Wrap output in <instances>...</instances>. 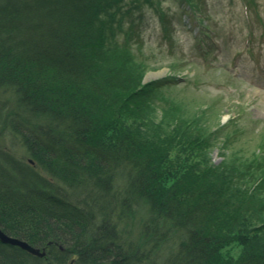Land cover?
I'll return each mask as SVG.
<instances>
[{"label":"trees","instance_id":"obj_1","mask_svg":"<svg viewBox=\"0 0 264 264\" xmlns=\"http://www.w3.org/2000/svg\"><path fill=\"white\" fill-rule=\"evenodd\" d=\"M127 2L150 0H0V129L79 190L74 202L0 151V227L56 242L43 258L0 240V264H264V159L216 164V134L168 101L156 121L149 104L163 84L107 58ZM131 35L122 48L133 58ZM128 213H140L145 241H127ZM233 242L243 252L225 258Z\"/></svg>","mask_w":264,"mask_h":264},{"label":"rangeland","instance_id":"obj_2","mask_svg":"<svg viewBox=\"0 0 264 264\" xmlns=\"http://www.w3.org/2000/svg\"><path fill=\"white\" fill-rule=\"evenodd\" d=\"M194 2L198 8L190 12L183 0H150L137 8L127 2L122 10L131 8L133 13L124 16L125 30L116 37L119 46L108 49L107 58L112 64L124 63L123 69L136 70L143 84H163L158 98L149 104L157 122L163 117L166 101L187 108L190 114H200L209 132L216 134L210 149V158L216 164L264 159V0ZM127 32L132 34L133 58L122 48ZM6 97L0 91L3 105L9 103ZM16 135L11 127L1 128L0 151L23 166L30 165L39 182L77 201L79 190L66 187L42 169ZM116 187L120 191L119 184ZM138 216L140 213H128L121 219V225L128 226V242L146 240L137 239ZM32 246L43 253L32 255L47 258L49 247L56 242ZM242 252L238 242L221 251L222 256L233 259ZM75 259L72 255L69 263L74 264Z\"/></svg>","mask_w":264,"mask_h":264},{"label":"water","instance_id":"obj_3","mask_svg":"<svg viewBox=\"0 0 264 264\" xmlns=\"http://www.w3.org/2000/svg\"><path fill=\"white\" fill-rule=\"evenodd\" d=\"M0 240L3 241V242H8L10 244H17V245H19L20 247H22L24 250H26L27 252H29L31 254L43 255V253H41L39 251V249L33 247L29 243H27V242H25L23 240H20L18 238L9 237L5 233H3L1 230H0Z\"/></svg>","mask_w":264,"mask_h":264}]
</instances>
